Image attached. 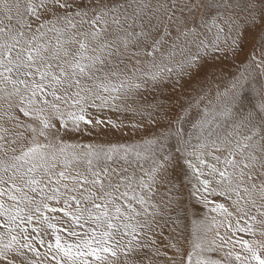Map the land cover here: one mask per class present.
<instances>
[{
  "label": "snow or ice",
  "instance_id": "obj_1",
  "mask_svg": "<svg viewBox=\"0 0 264 264\" xmlns=\"http://www.w3.org/2000/svg\"><path fill=\"white\" fill-rule=\"evenodd\" d=\"M0 264H264V0H0Z\"/></svg>",
  "mask_w": 264,
  "mask_h": 264
},
{
  "label": "rangeland",
  "instance_id": "obj_2",
  "mask_svg": "<svg viewBox=\"0 0 264 264\" xmlns=\"http://www.w3.org/2000/svg\"><path fill=\"white\" fill-rule=\"evenodd\" d=\"M167 192V189L162 187L160 190V194L164 195ZM181 195L185 198V202L189 204L191 207L192 205H195L194 211L195 215L193 217H190L188 221H186L187 226L190 228L191 227V219H200L203 217L204 213L207 211L206 209H203L202 206L199 204H196L195 198L188 199V191H183Z\"/></svg>",
  "mask_w": 264,
  "mask_h": 264
}]
</instances>
